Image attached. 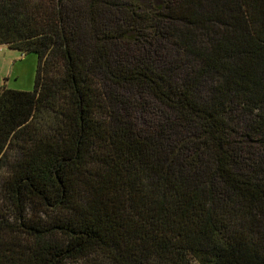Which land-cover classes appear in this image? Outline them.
I'll use <instances>...</instances> for the list:
<instances>
[{
  "label": "trees",
  "instance_id": "16d2710c",
  "mask_svg": "<svg viewBox=\"0 0 264 264\" xmlns=\"http://www.w3.org/2000/svg\"><path fill=\"white\" fill-rule=\"evenodd\" d=\"M0 264H264V0H0Z\"/></svg>",
  "mask_w": 264,
  "mask_h": 264
},
{
  "label": "rangeland",
  "instance_id": "374dc122",
  "mask_svg": "<svg viewBox=\"0 0 264 264\" xmlns=\"http://www.w3.org/2000/svg\"><path fill=\"white\" fill-rule=\"evenodd\" d=\"M37 55L21 53L18 49L0 44V84L19 90H32Z\"/></svg>",
  "mask_w": 264,
  "mask_h": 264
},
{
  "label": "crops",
  "instance_id": "0c3cea01",
  "mask_svg": "<svg viewBox=\"0 0 264 264\" xmlns=\"http://www.w3.org/2000/svg\"><path fill=\"white\" fill-rule=\"evenodd\" d=\"M1 85H5V83H3V84H0V86H1ZM5 86H6V85H5Z\"/></svg>",
  "mask_w": 264,
  "mask_h": 264
}]
</instances>
